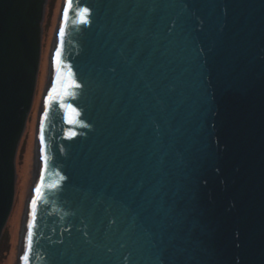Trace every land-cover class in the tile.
I'll return each mask as SVG.
<instances>
[{
  "label": "water",
  "instance_id": "1",
  "mask_svg": "<svg viewBox=\"0 0 264 264\" xmlns=\"http://www.w3.org/2000/svg\"><path fill=\"white\" fill-rule=\"evenodd\" d=\"M31 1L0 0V237ZM53 44L18 264H264V0H62Z\"/></svg>",
  "mask_w": 264,
  "mask_h": 264
},
{
  "label": "rangeland",
  "instance_id": "2",
  "mask_svg": "<svg viewBox=\"0 0 264 264\" xmlns=\"http://www.w3.org/2000/svg\"><path fill=\"white\" fill-rule=\"evenodd\" d=\"M62 0H46L40 23L38 37L33 26L25 27L29 53L25 54L23 61L27 66H34L36 70L32 101L25 127L20 136L14 157L15 183L10 214L0 237V264H17L20 249V227L22 224L25 208L30 198L31 187L35 170L34 142L37 116L43 92L46 89L50 55L53 45L54 33L58 23ZM35 0L31 1L29 19L36 17ZM38 40V51L34 50V41ZM35 51V52H34ZM24 53H26L24 51ZM16 55V54H15ZM14 55V57H15ZM17 60V58H15ZM28 73L27 68L25 67Z\"/></svg>",
  "mask_w": 264,
  "mask_h": 264
},
{
  "label": "bare ground",
  "instance_id": "3",
  "mask_svg": "<svg viewBox=\"0 0 264 264\" xmlns=\"http://www.w3.org/2000/svg\"><path fill=\"white\" fill-rule=\"evenodd\" d=\"M54 42H55V41H54ZM53 47H54V44L52 45L51 57H52V54H53ZM51 57H50V59H51ZM49 68H50V66H49ZM49 71H50V69L48 70V73H49ZM48 79H49V74H48V78H47V80H48ZM34 175H35V173H34ZM27 205H28V203H27ZM26 214H27V211L24 212V216H23L22 224H21V227H20L21 231L19 230V233H20V236H21V237H22V235H23V229H24V224H25ZM20 248H21V247H20ZM19 250H20V249H19ZM17 264H18V262H17Z\"/></svg>",
  "mask_w": 264,
  "mask_h": 264
},
{
  "label": "snow or ice",
  "instance_id": "4",
  "mask_svg": "<svg viewBox=\"0 0 264 264\" xmlns=\"http://www.w3.org/2000/svg\"><path fill=\"white\" fill-rule=\"evenodd\" d=\"M47 104H48V101L46 100L45 101V107H47ZM32 203L35 204V200H33ZM28 227H29V233H30V231H31V224H29ZM21 259H24V257H21Z\"/></svg>",
  "mask_w": 264,
  "mask_h": 264
}]
</instances>
